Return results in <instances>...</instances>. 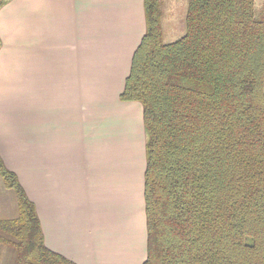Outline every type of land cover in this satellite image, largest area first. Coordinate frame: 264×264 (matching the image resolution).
Here are the masks:
<instances>
[{
	"label": "trees",
	"instance_id": "obj_1",
	"mask_svg": "<svg viewBox=\"0 0 264 264\" xmlns=\"http://www.w3.org/2000/svg\"><path fill=\"white\" fill-rule=\"evenodd\" d=\"M1 5V4H0ZM120 95L143 107L144 264H264V8L188 0L166 42L160 0ZM17 215L0 219V264H76L50 250L35 204L0 155ZM5 264V263H4Z\"/></svg>",
	"mask_w": 264,
	"mask_h": 264
},
{
	"label": "crops",
	"instance_id": "obj_2",
	"mask_svg": "<svg viewBox=\"0 0 264 264\" xmlns=\"http://www.w3.org/2000/svg\"><path fill=\"white\" fill-rule=\"evenodd\" d=\"M144 1H0V155L76 264L147 258L143 107L120 99Z\"/></svg>",
	"mask_w": 264,
	"mask_h": 264
},
{
	"label": "rangeland",
	"instance_id": "obj_3",
	"mask_svg": "<svg viewBox=\"0 0 264 264\" xmlns=\"http://www.w3.org/2000/svg\"><path fill=\"white\" fill-rule=\"evenodd\" d=\"M3 1V0H0ZM161 3V23L163 26L165 41L170 43L181 38L185 33V18L188 8V0H160ZM257 5L264 8V0H257ZM12 195V196H11ZM13 193L5 191L0 178V218H6L13 215V210L16 209ZM2 257L1 264H9L12 262V257Z\"/></svg>",
	"mask_w": 264,
	"mask_h": 264
}]
</instances>
